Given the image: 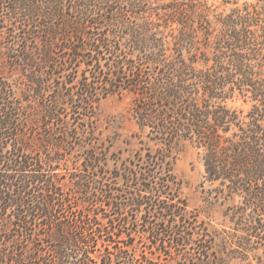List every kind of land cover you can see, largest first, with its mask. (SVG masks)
I'll list each match as a JSON object with an SVG mask.
<instances>
[{
    "label": "trees",
    "instance_id": "16d2710c",
    "mask_svg": "<svg viewBox=\"0 0 264 264\" xmlns=\"http://www.w3.org/2000/svg\"><path fill=\"white\" fill-rule=\"evenodd\" d=\"M223 4L0 0V264H162L194 234L198 264H264V0ZM115 95L139 129L111 172L125 188L107 181L119 135L96 112ZM186 145L217 225L183 197ZM74 149L92 211L54 172Z\"/></svg>",
    "mask_w": 264,
    "mask_h": 264
},
{
    "label": "rangeland",
    "instance_id": "374dc122",
    "mask_svg": "<svg viewBox=\"0 0 264 264\" xmlns=\"http://www.w3.org/2000/svg\"><path fill=\"white\" fill-rule=\"evenodd\" d=\"M168 1L169 0H164V2ZM201 1L207 5L213 4L214 6H220L222 8L224 5L223 1L226 0ZM237 1L242 3L245 0ZM131 106L132 103L129 96L119 97L115 95L102 100L96 108L100 130H102L105 134L113 135L115 132L119 135L117 144L111 148V153H114L116 157L114 154L111 155L112 159L108 161L104 171H107L106 176L110 177L107 178V181L112 183L111 185L122 188H125V184L122 181L118 182L114 180V178L111 177V172L114 171L117 165L120 166V164L124 161L131 158L134 150L136 149L134 145L129 146L123 143V141L128 139L133 132L139 131ZM227 106L229 108L242 110L243 113L246 114V112L250 109L251 104L244 103L240 97H237L234 100H228ZM142 135L144 139H147V132L142 133ZM81 155L80 151L75 149L66 152L62 156V160L54 172L58 174L59 181L64 183L62 189L63 196L71 199L72 206L74 208H84L87 211H92L94 207L83 201L85 199L84 192L74 188L72 184L73 176L80 173V168L84 162V157ZM174 167L175 173L184 180L182 190L183 197L187 199L190 208L202 210L203 215H209L212 219V223L217 225L221 217L220 211H217L216 207L212 208L209 203L206 202L209 185L201 184L203 182L204 169L203 162L201 157L198 155V151L190 145H186L181 148V151L177 155ZM108 212L109 214L112 213L110 210H108ZM138 219H140V215H138ZM135 239L136 242H138L139 247L142 249L146 248V245H144V243L148 241L146 236L141 238V235L137 234L135 235ZM197 239L198 236L194 234L193 237L190 238L186 248L179 251V255H176V252H173V256L161 255L158 257V261L162 264H177L178 262L184 263V258H188V262L186 261V264L200 263V256L197 251Z\"/></svg>",
    "mask_w": 264,
    "mask_h": 264
}]
</instances>
